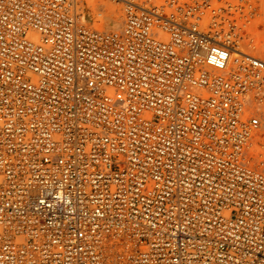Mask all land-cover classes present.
I'll list each match as a JSON object with an SVG mask.
<instances>
[{
    "label": "built area",
    "instance_id": "built-area-1",
    "mask_svg": "<svg viewBox=\"0 0 264 264\" xmlns=\"http://www.w3.org/2000/svg\"><path fill=\"white\" fill-rule=\"evenodd\" d=\"M0 0V264H264V0Z\"/></svg>",
    "mask_w": 264,
    "mask_h": 264
},
{
    "label": "bare ground",
    "instance_id": "bare-ground-1",
    "mask_svg": "<svg viewBox=\"0 0 264 264\" xmlns=\"http://www.w3.org/2000/svg\"><path fill=\"white\" fill-rule=\"evenodd\" d=\"M91 4L89 8L90 12H89V16L90 18L92 17H96L95 19L98 21L94 23V27H97V28H103V25L100 23V21L102 20H105V18L108 20L107 23H109V26L111 29H115L117 30L119 28V23L121 22V19L123 18V10L121 9V6H120V3L118 2L117 3H114L113 1L112 2H106L104 3V6L105 4L107 5L106 7V10H103L102 9V6L103 4L101 3L102 0H98L100 3L97 2V0H91ZM83 17H84V14H83ZM257 48L260 49V48H264L263 45L259 44L257 45Z\"/></svg>",
    "mask_w": 264,
    "mask_h": 264
},
{
    "label": "rangeland",
    "instance_id": "rangeland-1",
    "mask_svg": "<svg viewBox=\"0 0 264 264\" xmlns=\"http://www.w3.org/2000/svg\"><path fill=\"white\" fill-rule=\"evenodd\" d=\"M99 1L97 0L98 3L101 2V1L100 2ZM103 1H104V3H106V2H109L110 3L113 0H102V2H101L103 4L102 9L103 10H106L107 5L105 4V6H104ZM86 2H87V4L85 5V9H84L85 12L83 13L84 14V19L87 20V22L89 24H91L92 26H94V23L95 22L98 23V21L96 20L97 18L96 17H95L96 19L94 17L90 18V16L88 15L89 12H90V10H91V9L89 10V8H91L89 4H91L92 1L91 0H86ZM113 2L114 3H117V4H118V2L120 3L121 9L123 10V17H124V9H123L124 8V4H123V2L121 0H114ZM104 21H105V23L107 25V28L108 27L110 28L109 23H107L108 20L105 18ZM122 24H123V18L121 19V22L119 23V27H121ZM259 44L263 45V47H264V42L261 43L260 40H259L257 45H259Z\"/></svg>",
    "mask_w": 264,
    "mask_h": 264
}]
</instances>
